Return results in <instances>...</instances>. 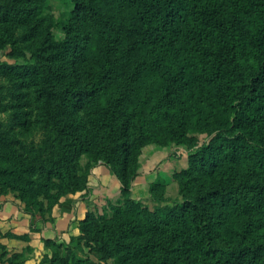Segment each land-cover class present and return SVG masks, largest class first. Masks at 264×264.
<instances>
[{"label":"trees","instance_id":"trees-1","mask_svg":"<svg viewBox=\"0 0 264 264\" xmlns=\"http://www.w3.org/2000/svg\"><path fill=\"white\" fill-rule=\"evenodd\" d=\"M4 1L0 50L25 43L36 57L0 65L15 80L2 108L14 110L10 126L0 121V190L40 210L43 196L52 210L86 190L102 160L124 204L80 223L104 258L264 264V0H70L60 42L46 0ZM48 108L56 140L45 155L23 136ZM195 133L212 137L174 175L183 203L152 213L135 202L140 149L195 147ZM67 261L55 264H83ZM0 264L27 263L4 251Z\"/></svg>","mask_w":264,"mask_h":264},{"label":"rangeland","instance_id":"rangeland-1","mask_svg":"<svg viewBox=\"0 0 264 264\" xmlns=\"http://www.w3.org/2000/svg\"><path fill=\"white\" fill-rule=\"evenodd\" d=\"M4 4L5 1L0 0V12L3 10ZM73 7L74 5L70 0H46L44 14L53 19L51 30L53 41L60 42L65 39L66 34L63 27L68 22ZM16 30L23 32L19 27ZM20 49V51H17L8 47L5 50H0V65L3 63L15 64L16 62L32 63L36 57L33 51L30 50L32 47L21 43ZM14 82L15 80L9 78L5 71H0V121L4 123L6 128L10 126L13 118L10 114L14 110L10 113L3 109L4 105H10L12 102V92L10 90L14 87ZM52 115V108L40 113L36 127L29 134L23 136L27 143L33 145L37 151L45 155L51 153L54 140H56L52 126ZM195 136L199 139V144L195 147L177 141H170L165 146L153 142L140 149L138 157L140 168L138 176L131 185V198L135 202L143 208H148L152 213H166L169 208L183 203L180 184L174 179V175L188 169L190 155L199 146L210 141L212 137L207 133H195ZM88 162L89 158L83 155L76 162L77 168L84 169ZM102 166L106 167L103 174L100 173L98 176L97 173L91 186V174L93 176V171L95 169L99 170ZM102 177H106L105 183H101ZM88 181V188L78 192H85L79 194V198L90 197L89 195H92V193L95 194L91 201H87L86 217L89 213L97 219L102 215L111 214L112 207L124 204L125 197L122 195V184L110 165L102 160L96 162L89 172ZM118 185H120V188ZM69 195L72 194L64 195L57 205ZM0 196H5L6 199L13 202L18 201L22 212L17 219L0 221V256L4 251L9 254L19 253L24 255L27 264H55L61 258L74 263L81 260L83 264H115L113 259L104 258L93 245L90 246L84 240L81 221L76 224L75 228H68L60 233L57 232L53 238H46L44 233L47 232L48 226L54 223V210L57 205L49 210L48 200L43 196H40L37 200L43 203L44 210H40L37 205H27L21 202L14 192L0 190ZM22 219H26V222H22ZM17 236H22V238H16Z\"/></svg>","mask_w":264,"mask_h":264},{"label":"crops","instance_id":"crops-1","mask_svg":"<svg viewBox=\"0 0 264 264\" xmlns=\"http://www.w3.org/2000/svg\"><path fill=\"white\" fill-rule=\"evenodd\" d=\"M105 168L106 167L102 166L101 168H99V170L95 169L93 171V176L92 174L90 176L91 186L93 184L92 183L93 178L97 176V173L98 176L100 173L103 174ZM104 178L103 177L101 178V183H105L106 177ZM118 186L120 188V185ZM84 193L85 192L69 195L68 197L63 199L59 205H57V207L54 210V217H55L54 223L51 224V226H48L46 230L47 232L44 233L45 234L44 236L46 238H53L57 232L60 233L71 227L75 228L76 224L79 221L85 219L87 212V201L88 200L91 201L95 194L92 193V195H89L90 197L88 196L82 198L78 197L80 196L79 194H84ZM21 214L22 212H21V208L19 207L18 201L13 202L10 199H6L5 196H0V221L17 219L19 218V216H21ZM25 220L26 219H22V222H26Z\"/></svg>","mask_w":264,"mask_h":264}]
</instances>
